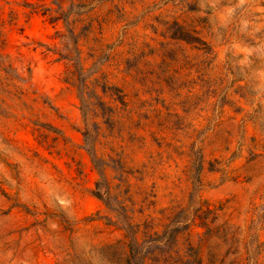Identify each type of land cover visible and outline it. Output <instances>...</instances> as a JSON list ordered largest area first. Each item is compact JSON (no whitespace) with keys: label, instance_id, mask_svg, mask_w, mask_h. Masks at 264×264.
<instances>
[{"label":"rangeland","instance_id":"rangeland-1","mask_svg":"<svg viewBox=\"0 0 264 264\" xmlns=\"http://www.w3.org/2000/svg\"><path fill=\"white\" fill-rule=\"evenodd\" d=\"M0 264H264V0H0Z\"/></svg>","mask_w":264,"mask_h":264},{"label":"trees","instance_id":"trees-1","mask_svg":"<svg viewBox=\"0 0 264 264\" xmlns=\"http://www.w3.org/2000/svg\"><path fill=\"white\" fill-rule=\"evenodd\" d=\"M85 85H86L85 82L82 81V82H81V86H83V88H84ZM83 90H84V89H83ZM82 94H83V95H82ZM82 94H81V98H82L83 101L86 102L87 99H86L85 96H84V91L82 92ZM87 134H88V133H87ZM90 149L93 151V154L95 155V154H96V151H95L93 145H90ZM97 194H98L99 196H101V197H105L106 194H109V189H106L104 192H102L101 189L99 188V191H97Z\"/></svg>","mask_w":264,"mask_h":264}]
</instances>
